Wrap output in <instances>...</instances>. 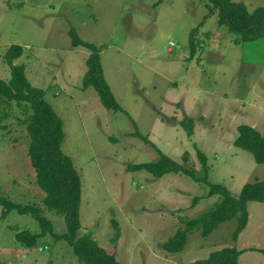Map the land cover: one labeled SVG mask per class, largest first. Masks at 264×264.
Returning <instances> with one entry per match:
<instances>
[{
    "label": "rangeland",
    "instance_id": "374dc122",
    "mask_svg": "<svg viewBox=\"0 0 264 264\" xmlns=\"http://www.w3.org/2000/svg\"><path fill=\"white\" fill-rule=\"evenodd\" d=\"M234 1L250 12L264 8V0ZM207 5L214 6L210 0H0V79L11 78L4 53L21 46L23 56L15 64L25 66L30 83L45 91L64 122L62 149L82 179V234H92L119 264H195L232 247L243 251L239 264H264V254L251 250H264V204L248 203L249 222L238 241L232 220L207 238L193 232L185 249L171 254L163 245L182 221L207 213L219 196L192 208L196 197L209 193L207 184L128 170L160 158L134 136L139 133L194 173L201 172L203 153L209 172L200 176L236 198L246 184L264 182V164L234 146L240 125L264 136V38L237 44L241 35L220 23L217 10L205 20ZM194 29L200 45L189 61ZM72 30L103 48L104 76L123 112L107 111L93 88L83 90L91 52L73 47ZM185 117L196 120L190 137L175 126ZM2 124L7 130L0 128V195L41 208L54 234H65L64 216L43 205L26 128L14 119ZM3 210L0 264H82L67 242L51 234L39 238L36 248H23L16 233L40 234V223L16 210L1 219Z\"/></svg>",
    "mask_w": 264,
    "mask_h": 264
},
{
    "label": "trees",
    "instance_id": "16d2710c",
    "mask_svg": "<svg viewBox=\"0 0 264 264\" xmlns=\"http://www.w3.org/2000/svg\"><path fill=\"white\" fill-rule=\"evenodd\" d=\"M210 2L214 6L207 5L209 14L205 20L214 15L217 10L220 13V23L227 25L231 33L241 35L240 39L236 40L237 44L264 38V8L250 12L245 4L234 0H210ZM202 26L203 23L200 24V27ZM191 34L189 61L195 57L200 45L195 43L198 29H194ZM70 37L74 48L84 47L91 52L86 60L87 72L83 79V90L93 88L107 111L123 112L104 76L101 62L103 48L81 40L73 30L70 31ZM22 56L21 46H11L4 53V60L10 67L11 78L8 81L0 79V128L7 130L6 125L2 123L8 119H14L20 127L26 128L28 156L35 170L36 184L45 194L43 205L49 211L64 216L67 232L60 236L55 235L53 225L42 216L41 208L34 205H20L2 195H0V206L4 210L1 219H5L11 210H16L20 214L31 215L40 223L42 227L40 234H33L30 231L16 233V241L25 249L36 248L39 238L51 234L58 241L67 242L82 264H119L117 257L102 248L92 234H82L80 218L82 179L72 158L62 149L66 136L64 122L46 101L45 91L30 83L25 66L15 64ZM175 122H177L175 126L183 129L189 137L194 134L196 120L193 117H185L182 121ZM134 136L155 148L160 158L155 162L132 165L128 168L130 172L144 171L157 179L169 174L182 175L207 184L210 188L209 193L205 197H196L192 208L204 198L219 196V201L207 213L194 220L182 221L183 226L163 245L164 251L171 254L182 252L186 247L188 236L193 232L197 231L203 238H207L220 225L232 220H237L233 240L238 241L249 222L248 203L264 204V182L256 181L246 184L240 196L236 198L226 186L210 183L200 176L207 175L209 172L208 160L203 153H199L202 163L201 172L194 173L186 165L160 152L147 136L139 133ZM234 146L251 153L257 164H264V136L256 128L245 124L240 125ZM188 156V153L184 156L186 162ZM196 174L201 178L196 177ZM114 225L117 226L116 222ZM251 250L264 254V250L261 249ZM242 254L243 251L237 248H224L212 253L208 259L197 261L195 264H239Z\"/></svg>",
    "mask_w": 264,
    "mask_h": 264
}]
</instances>
